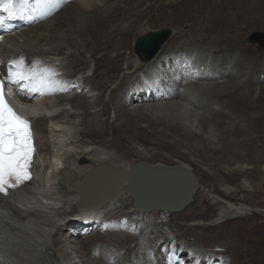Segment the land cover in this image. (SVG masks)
Here are the masks:
<instances>
[{
    "label": "bare ground",
    "instance_id": "bare-ground-1",
    "mask_svg": "<svg viewBox=\"0 0 264 264\" xmlns=\"http://www.w3.org/2000/svg\"><path fill=\"white\" fill-rule=\"evenodd\" d=\"M159 2L161 0H76L53 17L36 21L0 42L1 55L24 52L54 57L57 66H73L90 84L80 93L63 94L47 102L45 107L52 109V117L45 113L37 118L33 115V126L39 134L35 137L33 179L11 189L7 196L0 194L3 199L0 202V264H107L110 257L119 264L121 251L136 250L133 246L135 236L126 237L123 232H112L113 229L106 234L80 236L69 230L67 225L71 222L66 221L67 211L55 204L72 205L82 192L72 191L62 184L63 190L57 189L56 169L62 163L59 169L63 166L73 173L72 184L84 180L81 188L86 198L89 195L102 197L112 184L108 193H114L119 187L115 198L101 204L105 208L114 205L118 211L134 208L135 198L127 183L132 166L146 163L183 166L190 170L198 181V188L188 204L177 211L140 210L141 220L148 228L143 233L148 239L153 237L150 244L168 242L185 234L201 239L212 229L222 231L231 220H250L264 214V206L257 205L261 201L254 199V195L260 196L264 191V60H258L262 55L259 44L248 41L252 31L244 33L247 28L244 29L240 21H226L231 27L227 33L217 29L214 18L209 17L212 9L221 14L225 5L232 15L245 9L243 21L247 20V26H254L252 22L257 21L249 14L256 5L249 0H203L196 10L175 17L181 27L168 32L157 54L143 61L135 51L137 42L150 33L168 29L163 22L156 28L146 24L176 15L163 8L157 9V16L151 15ZM165 5L173 8L172 3L165 2ZM192 19L194 24L183 23ZM206 29L214 33L207 34ZM240 40L242 47L237 46ZM188 42L192 44L188 46L190 51H186L187 45H182ZM230 47L247 51L246 61L252 66L251 70L243 68L238 57L241 49ZM180 50L188 55L196 52L195 59L200 62L209 57L222 68L200 80H208L206 83L194 79L196 82H188L184 90L162 95L161 99L138 102L131 96L130 102L127 99L120 102L118 91L123 90L125 94L122 95H126L124 84L130 77H135L134 82L139 81V71L144 75L145 70L164 54ZM229 64L234 67L229 69ZM163 67H167V72L173 68L168 64ZM236 74L243 78L238 79ZM185 76L187 74L182 76L183 80ZM157 79L154 83L159 82ZM114 83L118 86L106 97V91ZM256 85H259L258 91ZM138 89V86L133 88ZM41 103L43 101L37 106ZM218 105L228 106V109H221L219 115L214 110ZM32 111L25 112L28 119ZM111 112L115 113L114 117ZM192 117L197 123H188ZM222 117L230 120L225 121L228 125ZM51 119L63 126L51 124ZM223 125L228 128L224 139L219 131ZM71 129L74 131L72 137V133L70 136L68 133ZM58 137L61 138L60 147L54 150L53 139L58 140ZM161 148L169 149L177 157H161L162 151H158ZM258 148L263 153L256 152ZM82 158L86 159L84 163L79 162ZM195 167L207 176L208 184L198 178ZM146 175L152 176L149 180L148 176L143 179L146 186L147 182L154 188L178 184L177 179L166 174ZM210 181L215 184L210 185ZM232 199L243 201L251 208L227 201ZM183 212L194 220L175 222ZM109 215L106 222L110 226ZM243 230V226L238 225L229 234L218 232V242L211 245L215 264H264V238H253L260 229L253 224L248 226L246 230L252 236L241 240L238 237ZM212 233L207 236H215ZM126 239L128 248H124ZM111 240L120 246L108 243ZM98 242H107L106 255L100 252L104 249L97 245ZM96 245L98 250H93Z\"/></svg>",
    "mask_w": 264,
    "mask_h": 264
},
{
    "label": "snow or ice",
    "instance_id": "snow-or-ice-1",
    "mask_svg": "<svg viewBox=\"0 0 264 264\" xmlns=\"http://www.w3.org/2000/svg\"><path fill=\"white\" fill-rule=\"evenodd\" d=\"M58 3L59 0H34V4L33 0H0V8L14 17L29 6L54 8ZM3 24L0 20V26ZM0 65L4 61L0 60ZM60 75L54 67L39 60L28 61L23 54L10 59L5 72L0 73V194L4 196L33 179L31 167L36 151L31 121L8 99L12 88L25 95L68 91V82ZM176 259L173 252L168 257L169 264H175Z\"/></svg>",
    "mask_w": 264,
    "mask_h": 264
},
{
    "label": "rangeland",
    "instance_id": "rangeland-1",
    "mask_svg": "<svg viewBox=\"0 0 264 264\" xmlns=\"http://www.w3.org/2000/svg\"><path fill=\"white\" fill-rule=\"evenodd\" d=\"M165 2H167V4L168 3H172L173 4V8H167V5H165ZM202 2H203V0H161V2H159V4H157V6L155 7V9H152V11L150 12L151 13V15H153L152 13H154V16H157V14H155L156 12H157V9H160V8H163V9H166L167 11H170L171 13H172V15H173V12L176 14V15H174L173 17L172 16H169L168 18L167 17H165V18H160V19H158V21L157 22H154L153 20H151V21H149L146 25H149V26H152V27H154V28H156V27H158V26H160L159 24L161 23V22H163L164 24H165V26H168V27H166V28H168V29H170L171 30V32L173 31L172 29H175V27L176 28H178V27H181V25H180V22L179 21H176L175 20V17H177V15H179L178 17H180V16H183L184 15V13L186 12V11H188V10H196L197 8H199V4H201L202 5ZM249 2H251V3H253L254 5H256L255 7H254V11L252 12V13H250L249 15V17H253L257 22H252L251 20L253 19V18H251L250 19V22H252V24H255L254 26H247V20H245V21H243V19H244V14H245V9H243V12H240V13H238V14H236V15H232L231 14V12H228L227 11V9H226V7H225V5L221 8L222 9V12H221V14H219V13H216V12H218L216 9H212V13L210 12L208 15H209V17L211 18V17H213L214 19L213 20H215V24H216V26H217V29H222V30H224L225 32L227 31V33L228 32H230L231 31V27L229 26V24H227L226 23V21H240V23H242V25L244 26L243 28L245 29V28H247V29H245V31H244V33H248V31L249 30H251L252 31V35L249 37V40L248 41H250V42H252V43H255V44H259L258 42H256L254 39L255 38H260V36H262L263 38H264V0H249ZM147 4V3H146ZM145 4V5H146ZM179 6V7H178ZM146 7V6H145ZM257 8V9H256ZM154 10V11H153ZM215 12V13H214ZM219 17V18H218ZM208 20H209V18H208ZM207 20V21H208ZM217 20V21H216ZM189 22H191L192 24H194V20L192 19V20H189V21H186V22H183L184 24L185 23H189ZM182 23V24H183ZM223 23V24H222ZM219 24H221V25H219ZM225 24V25H224ZM228 25V26H227ZM228 27V28H227ZM224 28V29H223ZM211 29V28H210ZM228 29V30H227ZM178 30V29H177ZM212 30V29H211ZM211 30H207L206 29V31H207V34L208 33H210L211 34V32L212 33H214V31H211ZM205 31V32H206ZM189 37H190V35H189ZM260 40H262V39H260ZM195 41V40H194ZM167 41H165L164 43H166ZM163 43V44H164ZM183 45V47H186V45H187V47L185 48L186 49V51H190L189 49H191L190 47H191V45L192 44H190L189 42L188 43H183L182 44ZM242 45H243V43L241 42V40H240V43H238V45L237 46H240V47H242ZM188 46H190V47H188ZM237 46H235V47H237ZM263 45H258V47H259V49H260V51H261V53H262V55H260V56H258V60H260V59H263L264 60V46L262 47ZM232 50H240L241 49V55H239L238 57H239V59L241 60V62H242V64H243V68L245 69V70H251L252 68V66L246 61V56H247V51H244V49L243 48H234V47H230ZM230 50V49H229ZM246 55V56H245ZM245 56V57H244ZM213 62V63H212ZM213 65V66H212ZM216 68H215V67ZM204 67V77H203V79H205L206 77H209V76H211L213 73H214V70H220L222 67H220V66H218V65H216L215 64V62L214 61H212L210 58H209V60H208V66H203ZM224 67H226V65L224 66ZM234 66H230V64H229V66H228V68L229 69H232ZM207 68V69H206ZM206 69V70H205ZM210 70V71H209ZM213 70V71H212ZM236 77L238 78V79H242L243 77H241V75L240 74H236ZM225 80H226V78H225ZM205 81V82H204ZM208 80H203V81H200L201 83H206ZM114 85H116V86H118L117 85V83H114V84H112V86L111 87H114ZM126 86V85H125ZM257 87H256V90L258 91V89H259V85H256ZM122 94H125V92H123V90H120V91H118V94H117V96H118V99H120V102H124L125 101V99L123 100V96H125V95H122ZM187 103V102H186ZM228 106H226V107H224V108H221L219 105L218 106H216L215 107V111L217 112V114H219L220 115V112L222 111L221 109H224V110H227L228 108H227ZM202 112V111H201ZM115 114V113H114ZM222 119H224L223 120V122H229L230 120L229 119H227V117H225V118H223L222 117ZM79 118L77 117L76 118V122L78 123L79 122ZM220 120V119H219ZM193 122V121H195L196 123H197V119L195 118V117H192V118H190L189 120H188V123H190V122ZM225 122V124L226 125H228L227 123ZM232 123H233V121H232ZM226 125H223L222 126V130H219L220 131V135H221V138H226V131H227V126ZM257 144H258V142H257ZM64 146V145H63ZM260 149L261 148H258V151H256V152H259V153H263V152H261L260 151ZM158 151H162L161 152V157H167V158H175V157H177V155L176 154H174V153H172L169 149H164V148H161V150H158ZM254 165H256V164H254ZM217 167V166H216ZM196 168V167H195ZM196 173H197V176H198V178L200 177L201 178V180H202V182L203 183H206V184H208V181L209 180H207V176L205 177V175H204V173H203V171L201 170V169H199V168H196ZM209 184L210 185H213V184H215L214 182H209ZM209 185V186H210ZM261 194H260V196H259V194H256V195H254V199L255 200H260L261 201V203H258L257 205H259L260 207H262V206H264V191H262V192H260ZM216 196H218L217 194H215ZM220 195H222V196H226V195H223V194H220ZM223 199H224V197H223ZM226 199V198H225ZM224 199V200H225ZM227 201H229V202H231V203H233V204H235V202H238L239 204V206L240 205H247V206H249L250 207V205L249 204H245V202H243V201H237V200H235V199H232V200H227ZM243 203V204H242ZM255 205V204H254ZM215 208V207H214ZM251 208V207H250ZM253 210V209H252ZM252 210H249V211H252ZM123 213H124V211H123ZM184 213H186V212H183L182 214H179L180 215V217H177V220L175 221V222H178V223H188L189 221L190 222H192V220H194V219H192L193 217H187V216H185L184 215ZM119 214H122V210H120V211H118V210H115V212L114 213H112L111 215H110V220L111 221H113V222H118L119 220H121V215H119ZM179 215H177V216H179ZM184 215V216H183ZM119 217V218H118ZM182 217V218H181ZM184 218V219H183ZM192 219V220H190V219ZM117 219V220H116ZM182 219V220H181ZM186 221V222H185ZM224 223V222H223ZM253 224V226H256V227H258V229H260L257 233H254L253 234V238H264V214H262V215H259L258 217H255V218H251L250 220H248V219H240V220H231V221H229V222H226V224L224 225L225 227L224 228H222V231H215V230H210L209 232H207L206 233V236L205 237H203V238H201V239H199V238H197V237H195V236H193V235H189L188 236V239H190L191 241H194V239H195V241L194 242H197V243H199V244H202V245H204V246H208L209 248H213L211 245H213L215 242H218V240L217 239H219V236H217V234H218V232H219V234L221 233H228L229 234V232L231 231V230H233L236 226H238V225H242L243 226V228H244V230H243V234L240 236V237H238L239 239H241V240H243V238L245 237V236H248V237H251L252 235L251 234H249L248 232H247V227L248 226H250V225H252ZM212 231L214 232V235L215 236H210V237H208L207 236V234L208 233H212ZM216 232V233H215ZM213 234V233H212ZM227 234V235H228ZM226 235V236H227ZM194 237V238H193ZM229 239H231V237L230 236H227ZM213 238V239H212ZM198 239V240H197ZM234 239V238H233ZM108 243H110L111 244V242H108ZM113 243V242H112Z\"/></svg>",
    "mask_w": 264,
    "mask_h": 264
},
{
    "label": "water",
    "instance_id": "water-1",
    "mask_svg": "<svg viewBox=\"0 0 264 264\" xmlns=\"http://www.w3.org/2000/svg\"><path fill=\"white\" fill-rule=\"evenodd\" d=\"M170 32V29H166L161 32L150 33L147 36L141 37L137 42L135 51L143 60H151L160 47L161 42L166 38V34ZM262 37V36H261ZM255 38L254 40L264 46V38ZM143 173V176H140ZM149 173H162L163 175L173 177L177 179L178 184L175 187H167L163 184L160 188H154L143 183V179L148 176ZM73 177V173L69 170H62L61 183L65 184L69 189L79 190L82 189V181L79 184L70 185ZM73 182V181H72ZM129 190L135 198L136 205L139 209H163V210H179L186 204H188L193 194L198 188V181L195 175L187 168L180 167H165V166H151L146 163H139L129 171V177L127 178ZM85 184V182H84ZM113 185V184H112ZM111 185V186H112ZM108 187V189L111 188ZM118 189L112 193L103 195L98 204H102L108 199L115 198L118 194Z\"/></svg>",
    "mask_w": 264,
    "mask_h": 264
},
{
    "label": "clouds",
    "instance_id": "clouds-1",
    "mask_svg": "<svg viewBox=\"0 0 264 264\" xmlns=\"http://www.w3.org/2000/svg\"><path fill=\"white\" fill-rule=\"evenodd\" d=\"M74 1H76V0H72L71 2H74ZM71 2H67L66 4L63 5V7H65L68 3H71ZM63 7H62V8H63ZM62 8H61V9H62ZM61 9H60V10H61ZM60 10H59V11H60ZM59 11H58V12H59ZM56 13H57V12H56ZM56 13H55V14H56ZM55 14H54V15H55ZM54 15H53V16H54ZM53 16H51V17H53Z\"/></svg>",
    "mask_w": 264,
    "mask_h": 264
}]
</instances>
